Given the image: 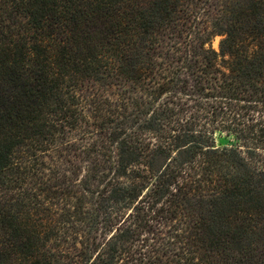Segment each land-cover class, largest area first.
I'll return each instance as SVG.
<instances>
[{
	"label": "trees",
	"instance_id": "16d2710c",
	"mask_svg": "<svg viewBox=\"0 0 264 264\" xmlns=\"http://www.w3.org/2000/svg\"><path fill=\"white\" fill-rule=\"evenodd\" d=\"M0 264H264V0H0Z\"/></svg>",
	"mask_w": 264,
	"mask_h": 264
},
{
	"label": "rangeland",
	"instance_id": "374dc122",
	"mask_svg": "<svg viewBox=\"0 0 264 264\" xmlns=\"http://www.w3.org/2000/svg\"><path fill=\"white\" fill-rule=\"evenodd\" d=\"M221 36L220 35H216L212 41H211V46L212 48H214L215 50L219 49V42H220ZM129 88L127 85L124 86V88Z\"/></svg>",
	"mask_w": 264,
	"mask_h": 264
}]
</instances>
